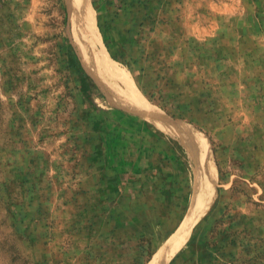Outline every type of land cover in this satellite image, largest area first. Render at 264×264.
Returning <instances> with one entry per match:
<instances>
[{
    "label": "rangeland",
    "instance_id": "rangeland-1",
    "mask_svg": "<svg viewBox=\"0 0 264 264\" xmlns=\"http://www.w3.org/2000/svg\"><path fill=\"white\" fill-rule=\"evenodd\" d=\"M86 1L0 0V264H150L207 166L166 264H264V0Z\"/></svg>",
    "mask_w": 264,
    "mask_h": 264
},
{
    "label": "bare ground",
    "instance_id": "bare-ground-1",
    "mask_svg": "<svg viewBox=\"0 0 264 264\" xmlns=\"http://www.w3.org/2000/svg\"><path fill=\"white\" fill-rule=\"evenodd\" d=\"M68 4L69 7L72 6L73 11L78 12L80 22H83L85 26L92 24V12L86 0H69ZM121 82L125 90L122 92L123 94L120 95L124 99L127 106L152 120L161 122V113L145 102V100L133 87L125 84L123 81ZM203 179L205 184H199L200 180L203 181ZM197 180L199 187L196 188V197L186 219L177 232L155 255L150 264H166L170 256H172L179 249V247L183 245L192 227L204 215L212 203L214 199V187H210V182L214 183L212 169L207 166L204 178H201V176L198 175Z\"/></svg>",
    "mask_w": 264,
    "mask_h": 264
},
{
    "label": "trees",
    "instance_id": "trees-1",
    "mask_svg": "<svg viewBox=\"0 0 264 264\" xmlns=\"http://www.w3.org/2000/svg\"><path fill=\"white\" fill-rule=\"evenodd\" d=\"M71 50H72V54L74 56V59H75V62L77 64V66L79 67L80 70H82V66H81V63L76 55V52L74 51V49L71 47ZM83 75L85 74V72L83 71L82 73ZM85 76L88 77V75L85 74ZM89 78V77H88ZM89 100L94 103V114H95V119H97L99 122H104V123H116V122H119L121 120V117H118L117 116V113L118 110L117 109H104V108H100L98 107L97 105H95V100L92 98V96L90 95L89 96ZM114 116V118H113ZM118 119V121H117ZM108 167H111L110 163L108 162L107 164Z\"/></svg>",
    "mask_w": 264,
    "mask_h": 264
},
{
    "label": "crops",
    "instance_id": "crops-1",
    "mask_svg": "<svg viewBox=\"0 0 264 264\" xmlns=\"http://www.w3.org/2000/svg\"><path fill=\"white\" fill-rule=\"evenodd\" d=\"M109 169H111V167H109Z\"/></svg>",
    "mask_w": 264,
    "mask_h": 264
}]
</instances>
